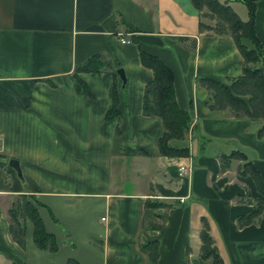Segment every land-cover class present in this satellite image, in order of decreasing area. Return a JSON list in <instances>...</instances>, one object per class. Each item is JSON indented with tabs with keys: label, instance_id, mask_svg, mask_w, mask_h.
<instances>
[{
	"label": "crops",
	"instance_id": "0c3cea01",
	"mask_svg": "<svg viewBox=\"0 0 264 264\" xmlns=\"http://www.w3.org/2000/svg\"><path fill=\"white\" fill-rule=\"evenodd\" d=\"M253 2L254 32L264 50V0ZM226 3L247 20L243 3ZM201 25L213 20L190 0H0V264H148L141 246L151 241L156 264H204L202 222L222 264H264V194L239 174L240 162H220L242 154L264 192L262 121L207 106L198 81L225 84L241 74L242 59L231 38ZM126 27L159 37L165 47L130 42ZM139 51L170 70L177 107H191L185 137L168 143L187 148V157L158 153L162 123L141 113L152 73L140 65ZM98 54L125 76L119 122L104 121L109 86L119 84L113 70L73 75ZM77 77L89 96L76 92ZM8 160L18 162L21 178ZM180 165L190 167L188 176H178ZM20 194L53 235L55 252L34 247L27 220L24 248L11 240L6 214ZM239 199L259 202L253 225L237 227V217L254 210ZM146 201L165 207L147 208Z\"/></svg>",
	"mask_w": 264,
	"mask_h": 264
},
{
	"label": "trees",
	"instance_id": "16d2710c",
	"mask_svg": "<svg viewBox=\"0 0 264 264\" xmlns=\"http://www.w3.org/2000/svg\"><path fill=\"white\" fill-rule=\"evenodd\" d=\"M218 0H190L196 10L206 9L207 16L213 20V25H201L203 31H210L214 35L227 36L242 59L241 74L230 78L225 84L210 79H201L199 84L207 91L210 109L227 110L234 118L244 117L249 120H261L262 126L259 134L264 131V50L254 32V0H235L244 4L247 12V20L241 21L232 9ZM131 34L130 42L139 44L135 40V31L126 27ZM178 38L177 42L185 41ZM194 49V42L187 47L189 52ZM139 63L152 73L151 79L145 84L142 92V115L154 116L162 123V133L157 139V149L161 157L184 158L187 157V148L172 147L168 143L171 140H182L187 133L191 121V107L179 109L175 103L172 88V75L170 70L155 56L139 51ZM110 61L102 54L90 57L82 64L76 66L73 75L79 73L100 74L110 69ZM115 63V70L119 69ZM115 72V71H114ZM113 72V73H114ZM75 90L89 96L87 87L76 78ZM109 105L104 113V121L119 122L122 115L118 110V89L113 80L108 89ZM119 132L118 130L116 131ZM244 161L239 166V174L250 176L257 190L263 193V188L255 168L245 161L240 153H233L229 157L220 158L221 165L229 162V159ZM248 169L245 171V169ZM240 203L254 205V210L247 216H239L236 219L237 227L242 228L253 225L260 214V204L256 200L239 199ZM147 208H163V204L146 201ZM8 230L11 240L21 249L24 248V222L27 220L32 226V243L40 251L55 252L57 245L53 235L44 231L41 219L35 206L27 199L25 194L17 195L7 211ZM202 222V220H201ZM200 241L199 258L204 264H222L213 241L208 233V227L201 223L198 233ZM141 248L147 254L148 264H156L157 242L151 241L142 244ZM64 264H77L72 259H67Z\"/></svg>",
	"mask_w": 264,
	"mask_h": 264
},
{
	"label": "water",
	"instance_id": "95a60500",
	"mask_svg": "<svg viewBox=\"0 0 264 264\" xmlns=\"http://www.w3.org/2000/svg\"><path fill=\"white\" fill-rule=\"evenodd\" d=\"M135 40L139 44H142V45L155 46V47H159V48H164L165 47V44L157 36L137 34V35H135ZM115 75L119 79L121 90L124 89V86H125V76H124L123 70L122 69L116 70L115 71ZM7 166L9 168H11L15 172L17 178H21L20 169H19V165H18V162L17 161H15V160H8Z\"/></svg>",
	"mask_w": 264,
	"mask_h": 264
},
{
	"label": "rangeland",
	"instance_id": "374dc122",
	"mask_svg": "<svg viewBox=\"0 0 264 264\" xmlns=\"http://www.w3.org/2000/svg\"><path fill=\"white\" fill-rule=\"evenodd\" d=\"M240 8H241L240 11L242 10V13H243V12L245 13V7L242 5V7H240ZM240 11L238 10V13H239V14H240ZM238 13H237V14H238ZM239 14H238V15H239ZM239 16H240V15H239ZM242 17H243V16H242ZM110 69H112L113 72L116 71V70H118V69L115 70V64H113V66L110 64ZM119 69H121V68H119ZM114 75H115V72H114ZM115 76H116V75H115ZM116 80L119 81V79H118L117 76H116ZM117 81H116V82H117ZM111 83H112V82H111ZM117 89H118V94L120 93L121 96H122V93L124 92V90H123V89L121 90V88H120V82H119V84L117 85ZM108 99H109V98H108ZM124 115H125L126 117H128V114L124 113ZM239 159H240V158H238V159L236 158L235 160H236V162H240V163H239V166H242L243 163H244V161L239 160ZM247 170H248V169L246 168L245 171H247Z\"/></svg>",
	"mask_w": 264,
	"mask_h": 264
},
{
	"label": "built area",
	"instance_id": "2783aa9c",
	"mask_svg": "<svg viewBox=\"0 0 264 264\" xmlns=\"http://www.w3.org/2000/svg\"><path fill=\"white\" fill-rule=\"evenodd\" d=\"M120 42L121 43H128L127 40H122V39H120ZM189 172H190V167L188 165H180L178 167V169H177V174H178V176L180 178L188 176ZM178 202L179 203H182L183 200L182 199H179Z\"/></svg>",
	"mask_w": 264,
	"mask_h": 264
}]
</instances>
